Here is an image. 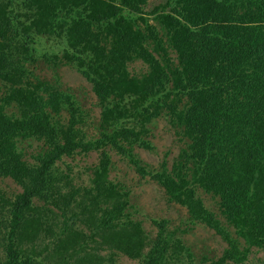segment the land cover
<instances>
[{
	"label": "trees",
	"instance_id": "obj_1",
	"mask_svg": "<svg viewBox=\"0 0 264 264\" xmlns=\"http://www.w3.org/2000/svg\"><path fill=\"white\" fill-rule=\"evenodd\" d=\"M44 36L58 51L38 54ZM38 62L51 79L32 71ZM61 64L92 86L94 137L54 73ZM164 114L186 144L151 176L191 224L222 236L218 257L197 263L179 235L187 228L165 217L148 237L126 213L130 191L109 177L108 149L147 172L132 149L153 147L150 123ZM91 151L100 160L90 186L57 165ZM0 176L22 187L14 197L0 188V264H115L117 253L142 264L245 263L264 248V0H0ZM202 194L218 198L219 213Z\"/></svg>",
	"mask_w": 264,
	"mask_h": 264
},
{
	"label": "rangeland",
	"instance_id": "obj_2",
	"mask_svg": "<svg viewBox=\"0 0 264 264\" xmlns=\"http://www.w3.org/2000/svg\"><path fill=\"white\" fill-rule=\"evenodd\" d=\"M152 1L158 2V0ZM153 6L149 2L145 10L150 11ZM150 21L156 23L153 17L150 18ZM35 45H38V49L42 50L38 51L40 55L46 51H58L56 49H59L58 45H55L54 39H49L47 36L38 37ZM133 66L136 70L145 69V66L140 62ZM31 68L41 78L45 77L44 75L49 79L52 78V69L43 62H38L36 66ZM54 73H58L61 77L65 88H72L78 96V103L87 111L88 116L85 123L82 124L83 129L92 137L98 135L97 126L99 125L101 109L97 105L91 84L71 64H61L54 70ZM178 131V128L170 123L167 114L150 123L149 138L153 147L145 148L136 144L132 149L133 158L139 159L141 165L147 170L145 174L138 171L136 163L130 160L129 156L108 149L112 158L109 177L130 191L126 213L128 212L129 217L134 221H140L148 237L153 238L156 233L153 221L163 217L170 220L169 227L171 229L175 227L187 228V231L179 233V235L191 247L195 254L194 260L198 263L202 262V255H207L209 258L221 255L227 243L222 240L221 235L217 234L207 224L201 222H192L191 224L187 208L176 201H172L163 185L151 176V174L162 168L163 161L166 160L168 166H171L179 155L181 148L186 144ZM30 142H33V147H37L38 143L34 140L24 141L21 145L24 149L32 151V143ZM25 157L30 161L32 160L28 152H25ZM99 160V152L91 151L88 154H77L74 157L64 156L62 160L57 161V165L61 171L69 173L71 171L70 175L74 178L76 184L90 186L93 168ZM0 188L7 191L10 197H14L15 194L22 191V187L9 176H0ZM202 197L209 209L219 213L218 198H214L209 194H202ZM219 218L224 222L223 216L220 215ZM252 249L249 259L240 264H264V248L255 246ZM108 252V250H102L99 254L107 255ZM117 254L115 264H142L140 259H132L123 253Z\"/></svg>",
	"mask_w": 264,
	"mask_h": 264
},
{
	"label": "clouds",
	"instance_id": "obj_3",
	"mask_svg": "<svg viewBox=\"0 0 264 264\" xmlns=\"http://www.w3.org/2000/svg\"><path fill=\"white\" fill-rule=\"evenodd\" d=\"M21 147V146H20ZM26 158V157H25Z\"/></svg>",
	"mask_w": 264,
	"mask_h": 264
}]
</instances>
